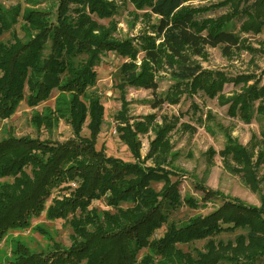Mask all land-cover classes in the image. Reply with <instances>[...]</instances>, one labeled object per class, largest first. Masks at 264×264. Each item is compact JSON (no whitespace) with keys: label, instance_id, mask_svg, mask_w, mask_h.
<instances>
[{"label":"trees","instance_id":"obj_1","mask_svg":"<svg viewBox=\"0 0 264 264\" xmlns=\"http://www.w3.org/2000/svg\"><path fill=\"white\" fill-rule=\"evenodd\" d=\"M128 1L136 9L148 8L157 18L150 26L154 36L147 38L150 48L139 65L135 63L139 49L132 41L111 37L115 24L98 26L87 14L109 18L116 13L111 2L60 0L56 23L48 27L37 26L39 14L33 10L19 14L18 8L0 6V37L19 24L21 15L24 26L19 28L25 38L11 47L0 41V119L14 113L24 89L29 106L57 90L60 97L53 111L36 116V121L50 128L62 119L73 132L64 142L28 136L0 139V239L8 230L27 227L30 218L45 209L55 189L63 195L50 199L46 215L64 220L70 216L72 230L66 248L51 243L44 252H30L16 244L12 258L3 264H264V193L258 175L264 152L260 148L254 152V145L243 146L226 136L218 152L229 173L250 192L260 193L259 206L223 199L206 215L173 221L170 214L178 208L201 207L192 196L182 197L175 190L170 178L173 172L165 168L175 159L167 137L174 125L165 119L161 125L154 124L153 115L133 119L130 124L122 100L115 115L120 123L116 130L136 162L106 156L102 148H95L104 109L97 97L86 94L97 80L94 67L99 54L113 52L126 60L120 74L128 85L151 91L153 109L202 93L218 98L227 105L228 114L244 124L254 120L260 143L264 142V70L259 75L227 76L204 69L193 59L204 57L207 48H219L225 57L252 51L238 34L255 36L262 31L264 0H223L209 5L193 4L203 0ZM219 9L225 13L210 16ZM162 69L173 83L157 94L155 77ZM227 84L238 90L223 95ZM83 126L88 137L80 136ZM149 131L153 138L140 159L137 135ZM146 161L150 164L145 165ZM152 182L161 185L158 191ZM96 201L107 209L97 210L92 206ZM161 229L163 233L155 238ZM221 234L235 236L216 240ZM195 241H205L203 251L193 254L177 247ZM143 250L146 253L139 259Z\"/></svg>","mask_w":264,"mask_h":264},{"label":"rangeland","instance_id":"obj_2","mask_svg":"<svg viewBox=\"0 0 264 264\" xmlns=\"http://www.w3.org/2000/svg\"><path fill=\"white\" fill-rule=\"evenodd\" d=\"M113 3L116 13L109 18H99L95 14L87 13L90 20L96 25L107 27L115 24V31L111 37L117 39H130L139 49L136 56V65L140 64L144 51L150 48L147 38L153 37L150 26L156 23L157 18L148 8L136 9L128 0H106ZM223 0H203L194 2V5L215 4ZM0 6L7 9H19V14L26 10H33L39 14L37 26L48 27L56 23L57 10L60 0H0ZM211 13V12H210ZM209 13V14H210ZM225 13L219 9L210 16H220ZM22 21V22H21ZM23 23L21 15L19 24L11 31L4 33L0 41L11 47L17 42L24 41L23 31L19 25ZM21 26H24L22 24ZM30 34H33L31 32ZM243 44L252 51L243 50L225 57L219 48H207L204 57H194L202 68L209 71H221L227 76H236L245 73L259 75L264 70V28L258 35L238 34ZM16 39V40H14ZM159 40L155 41L158 44ZM123 58L113 52L99 54L94 70L97 75L95 84L87 91L98 98L103 107V122L97 136L95 148L103 149L106 156L120 159L124 162H136L129 153L127 147L118 138L116 127L120 123L115 115L121 108V101L125 103V111L130 124L132 120H142L143 116L153 115L154 124L161 125L162 120L169 121L173 128L168 132V143L171 145L170 154H175L171 165H166L167 170H172L171 181L175 190L183 196H192L201 207L190 208L182 206L170 214V220L184 221L194 215H206L217 208L223 199H239L248 205L259 206L260 193H252L240 182L239 178L226 170L218 152L222 149L226 136H231L243 146L254 145V152L258 148L264 152V142L260 143L259 128L252 120L250 124H244L234 115L227 112V105L221 103L218 98H208L202 93L192 96H182L177 104L164 103L161 107L152 108L150 101L153 99L151 91L139 87H131L127 80L120 74ZM128 62V61H127ZM157 89L155 93L161 94L169 89L173 83L163 69L156 73ZM264 78V76H263ZM238 88L227 84L221 93L230 95ZM27 90L24 89L23 99L18 103L14 113L6 120L0 119V139L12 137H30L45 140L47 138L57 142L71 139L72 129L62 119L57 120L56 125L50 128L37 123L36 116L53 111L56 98L60 97L57 90H53L48 98L34 106L27 104ZM66 97V95H63ZM83 101V97L79 98ZM85 105L86 101H85ZM90 112V111H89ZM92 112V111H91ZM174 120V122H173ZM80 136L88 137L89 131L83 126ZM139 140V157L143 159L148 151L149 141L153 134L149 131L146 135H137ZM150 162L146 161L145 165ZM262 179L261 193H264V163L258 170ZM10 182V179H3ZM2 182V180H0ZM158 191L160 184L151 183ZM215 191V193H211ZM51 197L46 202L45 209L37 217L30 218L29 224L24 229L8 230L0 239V264L11 259V251L16 244L24 245L30 252H44L50 248L51 243H57L63 248L69 246V236L72 230L68 224L70 216L64 219H49L46 208L52 197L62 196L63 192L53 190ZM219 195L218 197H215ZM205 201H202V198ZM97 210L107 209L101 201L93 202ZM126 205H122L125 208ZM163 229L155 232L154 237H160ZM239 232H235V235ZM234 234H221L216 240H232ZM205 241H195L188 245L177 247L184 252L195 250L203 251ZM145 250L138 255L139 259L145 254Z\"/></svg>","mask_w":264,"mask_h":264}]
</instances>
